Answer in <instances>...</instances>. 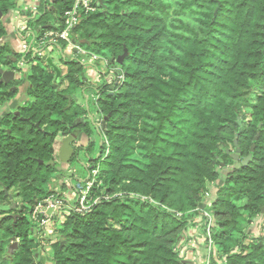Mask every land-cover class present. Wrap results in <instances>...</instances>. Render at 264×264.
<instances>
[{"label":"trees","instance_id":"1","mask_svg":"<svg viewBox=\"0 0 264 264\" xmlns=\"http://www.w3.org/2000/svg\"><path fill=\"white\" fill-rule=\"evenodd\" d=\"M72 3L42 0L34 15L20 10V21L39 34L62 29ZM16 4L0 0V67L19 71L20 60L38 57L2 42L4 17ZM94 4L97 9L81 14L70 36L74 43L86 40L79 46L100 55L112 73L111 82L96 89V110L106 121L96 130L101 146L87 171L97 167L98 173L90 207L72 210L62 221L52 264H181L178 241L197 220L203 229L212 223L217 254L208 264H264V233L244 243L240 226L264 209V0ZM125 50L121 64L111 61ZM60 59L67 66L63 89L52 69L32 64L21 72L29 101L0 117V195L18 190L24 213L15 221L0 219V264H39L26 215L54 193L47 182L56 171V137L85 135L88 144L78 150L94 144L88 111L73 97L89 86L84 64L78 57ZM11 87L0 82L1 103L16 97L18 89ZM245 106L252 110L246 123ZM226 134H238L236 145ZM230 146L240 160L251 154L246 165L233 163ZM218 181L214 200L202 209L208 187ZM11 236L21 242L8 258L3 243Z\"/></svg>","mask_w":264,"mask_h":264},{"label":"rangeland","instance_id":"2","mask_svg":"<svg viewBox=\"0 0 264 264\" xmlns=\"http://www.w3.org/2000/svg\"><path fill=\"white\" fill-rule=\"evenodd\" d=\"M20 23H22V22H20ZM36 28H35V30H36ZM36 31L39 32L38 29ZM20 33L22 35H25L26 30H20ZM84 48H85L84 46L81 47V49H83V50H84ZM17 49H15L16 52H17ZM47 51L50 52L48 56L53 60L54 64L61 70L60 77H59L60 80L57 82V85L59 86L58 89H63L67 85V81L64 77L66 75V72H67V66L64 64L63 60L60 59L61 57H64L65 60H68L69 58L71 59V58L78 57L80 62L82 64H84L83 75H85V78L89 84V86H85V88H83L82 90L79 89L74 94L73 97H75L74 100L76 101L77 105L82 106L85 110L88 111V116L86 117V120L89 121L90 126L93 128L94 135L92 137V140H93L94 144L91 147L90 151H86L83 149L78 150L79 147H86L89 139L87 137H84L83 135L76 137V140L73 143V148L75 150L74 153L77 154L76 157L72 161H70L68 164H66V163L62 162L60 160V158L55 154L54 161L56 164V171L52 175H50L49 181L47 182V189L53 190L54 192H56L54 195L51 194L53 196V199H56L59 201L61 200L62 202H64V204H66V202L73 203L75 200V194H76L75 189H73L74 185L76 186L77 185L76 183H79V182H83V184L87 182L88 173H90L92 171V169L87 171V168L89 166H91L89 159L90 158L94 159L99 154V147L101 146V141H100V138L98 137V135L96 133L94 123L91 122L92 120L94 121V119H97L100 116L98 114V112L96 110V106H95V99L97 97L96 89H97V87H99V85L101 86L102 84L110 83L112 73L110 70L108 72H107V70H105V67H104L105 61L98 54L97 55L94 54L97 57V59L96 60L92 59L91 64H90V62H88V60H89L88 56L83 55V54H78L77 52L75 53L74 49H66L65 48L64 50L57 51L56 49H54V47H52L49 50L47 49ZM32 64L38 65V67H41L43 69H49L50 68L46 64L45 59L43 61V60L38 58V59L34 60V63L27 62L22 66L17 65L16 69H18L19 72H23V71L26 72L32 66ZM97 65H98V68L100 70L96 67ZM2 69H6V67L2 66ZM50 69H52V68H50ZM100 73H102V74H100ZM54 77H55V75H54ZM21 78H22V81L24 82L25 80H23V77H21ZM18 81H21V80L18 79ZM54 82H56V81H54ZM17 87L19 89L20 86H17ZM111 88L113 89L114 87L112 86ZM20 89H21V93L17 94L14 99H12L6 103L0 102V117H2L4 115V113L7 112L8 110L11 111V109H13L15 107V103L16 104H17V102L19 104L23 103V102L27 103L29 101V99H21L22 93H23V91H25V87L22 86ZM23 96H25V95H23ZM25 98H26V96H25ZM251 101L253 102V99ZM251 112H252V110H251L250 106H245L243 108L244 118L242 119V122L246 123L248 121ZM14 113H15V111H14ZM226 136L229 138H232V135H230V134H226ZM237 137H238V134H235V136L233 137L235 144L237 141ZM59 142L61 145L62 141H57V140L54 141L53 147L55 149L57 148V145ZM229 149L231 151H234L232 146H230ZM232 167H233L232 165L229 168L227 167L226 174H227V172H229L232 169ZM71 178H72L73 183L70 182ZM1 189L2 188L0 187V190ZM7 193L9 194L8 196H7V194L0 195V197L2 198V200L0 202V204H2L1 205L2 207H0V217L2 215L9 214L10 210L12 209L11 206L13 204L16 205L17 203L21 204V201H22V196L19 195V191L16 190L15 188H12L11 190L7 191ZM58 194H62V196H59ZM7 197H12V200L10 198L11 201H9V199ZM204 199H206V197ZM242 205H243V202L237 203L239 210H241L240 207ZM62 211H64V209L61 210L60 212H62ZM50 213H51L50 210L46 211V214H50ZM65 214H67V212H65ZM65 214H63V213L60 214V216L58 218L60 223L57 222L56 217H52V218L44 219L45 221L42 225L40 224L39 218L34 219L31 216V214L26 215V218H28L29 224L32 227V229L30 231H28V233H27V238L29 240H32V242L36 245L34 247L35 248L34 252L37 254V257H38V258H36L37 260H35L36 263L52 264V261H51L52 244L55 243L59 238L57 231L60 228L61 224L63 223L62 221H64V219L66 217ZM39 224L41 226H39ZM240 226H241L243 235H245L244 243H247L248 241H250L254 238H258L261 233H264V209H262L261 213L259 215H257L254 219H252L251 221H247L246 219H242ZM190 233H191V231L189 232V235H192ZM20 242H21V238H16L15 240H12L11 237L7 238L6 241L3 243V246H4L3 255L5 257H7V254L11 253L7 249V247L12 246V245H17ZM213 246H214V243H213ZM214 253L216 255L217 251L216 252L214 251ZM209 259H210V257H209Z\"/></svg>","mask_w":264,"mask_h":264},{"label":"built area","instance_id":"3","mask_svg":"<svg viewBox=\"0 0 264 264\" xmlns=\"http://www.w3.org/2000/svg\"><path fill=\"white\" fill-rule=\"evenodd\" d=\"M95 0H73V3L70 7V9H68L65 14H64V27L62 29H50L47 30L41 34H39V32H33L31 30H29L25 23H23L22 21H20V16L18 17V12L15 13V17H16V24H15V30H16V37L18 39V49L17 52L25 54V53H30L31 58L34 60V58L38 57L39 59H45L48 55H49V51H47V49L49 50L50 48L54 47V49H56L57 51L61 50L60 44L62 42L65 43V48L66 49H74L76 50V52L78 54H83L89 57L88 62H90L92 59H97V57L94 54H91L83 49H81L80 46L76 45L72 39H71V31L73 30L74 26L78 23V21L81 18V14H87L88 12H92L95 11L97 9L96 5L94 4ZM28 12H31L32 15H34L36 13V7L30 8L28 10H25ZM22 22V23H20ZM20 30H26L25 35H22L20 33ZM34 63V61L32 62ZM24 61L20 60L18 62L17 65H24ZM16 73H18V75H21V72L19 71H15ZM120 77V76H118ZM121 78V77H120ZM91 122L94 123V126L96 128V130H100L101 125H102V117H98L97 119H94V121L92 120ZM92 173V174H91ZM98 173V168H92V171L90 173H88V177H87V182L83 184V182H79L76 183L77 185H74L75 189V200L74 203H68L66 202V204H64V202H62L61 200H56L53 199V196L56 192H54L50 197H48L47 199L39 202L34 210L31 213V216L34 219L39 218L40 219V224L42 225L44 223V219H48V218H52V217H56V220L58 223H60L59 221V216L61 213L65 214V212H70V211H74V212H82L87 210L90 205L88 204V198H89V191L91 189V186L93 185L95 178L97 176ZM82 185H81V184ZM59 196H62V194H58ZM206 198L208 197V192H206L205 194ZM63 200V199H62ZM66 201V200H65ZM68 203V204H67ZM95 203V201H94ZM62 212H60L61 210H63ZM50 210L51 213L50 214H46V211ZM205 216H208L206 213H204ZM66 215V214H65ZM39 224V226H41ZM211 227H212V223L210 220H207V224H206V228H205V233H206V242H205V246L207 248H211L213 247V243L212 240L210 238L211 235ZM193 227H190L186 234L189 235V232L191 231L190 234H195V230L193 229ZM215 255L214 252H211L209 257L211 255ZM180 257L182 258V256L180 255ZM209 257L207 258L206 261L209 262ZM183 259V258H182Z\"/></svg>","mask_w":264,"mask_h":264},{"label":"crops","instance_id":"4","mask_svg":"<svg viewBox=\"0 0 264 264\" xmlns=\"http://www.w3.org/2000/svg\"><path fill=\"white\" fill-rule=\"evenodd\" d=\"M42 0H16V9L15 10H11L5 17H4V22H5V26H6V30H7V35L6 37H4L2 39V42H7L10 47L12 48L13 51H15V49L18 48V39L16 37V30H15V24L17 22L16 17H15V13L16 12H20V10H28L30 8L33 7H38L39 3ZM53 0H49V2H52ZM18 5V6H17ZM20 16V13L18 14V17ZM21 20V19H20ZM36 27H32L30 30L33 31V29L35 30ZM37 30V28H36ZM75 51V50H74ZM53 61V60H52ZM54 63V62H53ZM2 69V67L0 68ZM5 70V69H3ZM61 71V70H60ZM24 80V79H23ZM22 84H18L15 85L13 88H17L16 86H20L19 87V91L17 94L21 93V87L27 84L26 81H22ZM25 91H23L21 99H25V96H23L25 93ZM77 134V133H76ZM83 134H77L78 136H81ZM84 137H86L85 135H83ZM57 141H60V138L57 137L56 138ZM59 147H60V142L57 145V148H54L55 154L59 157ZM220 169V168H219ZM218 169V170H219ZM226 169L227 168H222L221 170V177H224L226 174ZM225 170V171H224ZM225 173V174H224ZM220 181V180H219ZM215 182V183H211V185L208 187V196L206 199H204V201L202 202V204L200 205L201 208L203 209L205 206L209 205L215 198L216 195V191H217V186L219 185L220 182ZM70 182L73 183L72 178L70 179ZM205 213V212H204ZM203 223L200 222V220H197L196 222V226L193 227V229L195 230V234L192 235H183L182 238L179 240L178 242V248L180 250V255L182 256V260H189L192 262V264H208L207 258L209 257L211 252H216V246L214 245L211 248H207L205 246V242H206V233H205V229H203ZM192 229V230H193Z\"/></svg>","mask_w":264,"mask_h":264},{"label":"water","instance_id":"5","mask_svg":"<svg viewBox=\"0 0 264 264\" xmlns=\"http://www.w3.org/2000/svg\"><path fill=\"white\" fill-rule=\"evenodd\" d=\"M97 1L100 4L103 3V0H97ZM1 17H2V15L0 13V18ZM79 23H80V20L78 21L77 24H79ZM75 26H74V28H75ZM80 43H87V41L86 40H81L80 42H77L76 45H79ZM126 55H127V51L125 50L123 54L118 56L116 59H112L111 61L112 62H116L118 64H121ZM45 61H46V64L50 68H52V70L55 72L54 81H57V79L60 77V73H61L60 69L53 63L52 59L49 56H47L45 58ZM0 74H1L0 82L3 83V84H9L11 82H14V81L20 79V77H21L20 75H18V73L15 72V70H3V69H0ZM105 121H106V117H104L102 119V127L105 125ZM258 135L259 134H257L255 136V140L258 139ZM76 137H77V134L73 132L71 134L66 135L61 140L62 142H61V145L59 147V158H60V160L62 162L66 163V164H68L71 161L72 157H74L75 150L73 148V143L75 142ZM253 149H254V144L251 146L250 150L253 151ZM226 152L229 153V156L233 160L234 164H239L240 163L242 165H246L247 162L251 158V154H248L246 157H244V158H242L240 160L239 151L238 150H235L234 152H229V150H226ZM221 166H223V164ZM218 169H219V167L216 168V171H218ZM263 194H264V190H263ZM12 240H15V238H12ZM181 264H192V262L189 261V260H182Z\"/></svg>","mask_w":264,"mask_h":264},{"label":"flooded vegetation","instance_id":"6","mask_svg":"<svg viewBox=\"0 0 264 264\" xmlns=\"http://www.w3.org/2000/svg\"><path fill=\"white\" fill-rule=\"evenodd\" d=\"M5 70H10V69H8V68H6ZM21 77H22V74L20 75ZM20 77V79L19 80H21L22 78ZM12 83V82H11ZM11 83H9V84H3L2 83V85L3 86H15V85H11ZM20 84H22V83H20ZM26 86V85H25ZM11 89H13V87L11 88ZM25 93V92H24ZM25 95V94H24ZM26 96V95H25ZM14 111H15V113H17V110H15V109H11V111L10 110H8L7 112H11V113H14ZM6 113V112H5ZM75 133V132H74ZM71 134V133H70ZM57 137H59L60 138V141L65 137V136H62V135H58ZM56 137V138H57ZM76 153H74V156L76 157ZM75 157H72V158H75ZM234 166V165H233ZM3 191H4V194H7V196L9 195L8 193H7V190L6 189H3ZM8 199H9V201H11L12 200V197H7ZM10 198H11V200H10ZM2 204H0V207H2L1 206ZM12 207V209L10 210V213L9 214H6V215H2L1 217H0V219H3V218H12V220H16L17 218H21L22 216H24V213H23V211H22V209L20 208V203H17L16 205H12L11 206ZM12 212V213H11ZM12 238H15L14 236H11V239ZM16 239V238H15ZM7 249L11 252V253H9V254H7V257L9 258V257H12L13 256V254H14V252L18 249V244L17 245H12V246H9V247H7ZM36 258H38L37 257V254L35 253L34 254V260L36 259Z\"/></svg>","mask_w":264,"mask_h":264},{"label":"clouds","instance_id":"7","mask_svg":"<svg viewBox=\"0 0 264 264\" xmlns=\"http://www.w3.org/2000/svg\"><path fill=\"white\" fill-rule=\"evenodd\" d=\"M30 30V29H29ZM32 31V30H31ZM76 44V43H75ZM79 46V45H78ZM75 52H76V50H75Z\"/></svg>","mask_w":264,"mask_h":264}]
</instances>
